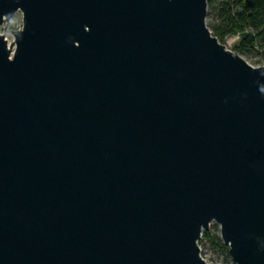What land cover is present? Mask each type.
<instances>
[{
  "label": "water",
  "instance_id": "water-1",
  "mask_svg": "<svg viewBox=\"0 0 264 264\" xmlns=\"http://www.w3.org/2000/svg\"><path fill=\"white\" fill-rule=\"evenodd\" d=\"M0 264H264V66L208 0H0Z\"/></svg>",
  "mask_w": 264,
  "mask_h": 264
},
{
  "label": "trees",
  "instance_id": "trees-1",
  "mask_svg": "<svg viewBox=\"0 0 264 264\" xmlns=\"http://www.w3.org/2000/svg\"><path fill=\"white\" fill-rule=\"evenodd\" d=\"M208 8L215 11V23L208 26L221 43L228 37L241 35L234 52L243 56L255 51L258 41L264 42V0H208ZM204 239L229 254V248L220 239L211 237L210 232L203 233Z\"/></svg>",
  "mask_w": 264,
  "mask_h": 264
},
{
  "label": "rangeland",
  "instance_id": "rangeland-1",
  "mask_svg": "<svg viewBox=\"0 0 264 264\" xmlns=\"http://www.w3.org/2000/svg\"><path fill=\"white\" fill-rule=\"evenodd\" d=\"M213 23H215V11L212 10L211 8H208L207 24L211 25ZM15 26H23L22 12H19L17 16L14 19H12L9 23L4 24L2 27H0V34L5 35L6 39L8 40L9 45L13 43L14 41V36L11 33L14 31ZM240 39H237L235 41H230L228 43L225 42L224 45H226L228 49L233 51L234 47L240 42ZM242 57L249 64L255 67L264 66V42L258 41L257 49L253 52L244 54ZM208 232H210L211 237L216 238L211 227L209 228ZM199 244L203 247L201 250L202 256L210 264H236L232 260L230 253L227 254L221 247L214 246L207 239L203 240V236Z\"/></svg>",
  "mask_w": 264,
  "mask_h": 264
},
{
  "label": "built area",
  "instance_id": "built-area-1",
  "mask_svg": "<svg viewBox=\"0 0 264 264\" xmlns=\"http://www.w3.org/2000/svg\"><path fill=\"white\" fill-rule=\"evenodd\" d=\"M240 38H241V35L238 34V35H235V36L228 37L226 42L228 43L230 41H235V40L240 39Z\"/></svg>",
  "mask_w": 264,
  "mask_h": 264
}]
</instances>
